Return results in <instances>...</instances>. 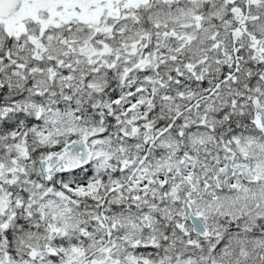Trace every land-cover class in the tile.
<instances>
[{
  "label": "snow or ice",
  "instance_id": "snow-or-ice-1",
  "mask_svg": "<svg viewBox=\"0 0 264 264\" xmlns=\"http://www.w3.org/2000/svg\"><path fill=\"white\" fill-rule=\"evenodd\" d=\"M0 264H264V0H0Z\"/></svg>",
  "mask_w": 264,
  "mask_h": 264
}]
</instances>
